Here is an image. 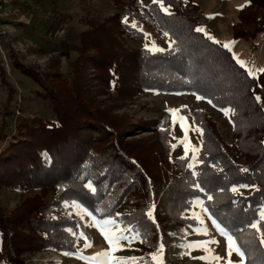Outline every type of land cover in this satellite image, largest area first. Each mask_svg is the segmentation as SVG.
<instances>
[{"label":"trees","instance_id":"trees-1","mask_svg":"<svg viewBox=\"0 0 264 264\" xmlns=\"http://www.w3.org/2000/svg\"><path fill=\"white\" fill-rule=\"evenodd\" d=\"M111 1L112 14L81 19L85 27L75 33L68 75H35L36 92L51 101L52 116L25 118L0 134V189L37 190L11 213L0 211V260L22 264L23 252L45 249L74 254L80 236L70 211L75 202L139 232L141 264H157L153 253L161 245L164 262L174 264L172 241H185L184 227L199 224L187 212L201 198L208 216L244 253L243 264H264L260 234L248 227L264 211V72L250 76L228 48L195 31L196 15L185 12L198 10L194 0H163L167 12L153 0ZM142 26L168 33L171 47H124L120 35L143 38ZM263 30L264 0H248L232 34L251 38ZM146 91L191 93L229 109L232 141L205 110L182 108L200 129L197 163L189 168L191 154L171 156L170 125L156 126L158 116L134 120L118 112ZM139 128L151 133L133 137ZM243 185L250 191H231Z\"/></svg>","mask_w":264,"mask_h":264},{"label":"rangeland","instance_id":"rangeland-1","mask_svg":"<svg viewBox=\"0 0 264 264\" xmlns=\"http://www.w3.org/2000/svg\"><path fill=\"white\" fill-rule=\"evenodd\" d=\"M152 0H141L147 4ZM198 10H185L187 15H196L200 28L214 41L224 45L229 44V50L234 59L244 62V68L256 73L264 68V30L255 37H234L232 24L237 20V13L248 0H194ZM169 9V6H164ZM111 0H0V134L10 133L18 123H25V118L52 116V103L49 99L41 97L37 92L38 83L35 75L45 71H58L63 76L71 72V62L76 55L72 45L76 41L75 33L85 27L81 21L83 17L94 16L105 18L114 12ZM144 37L129 39L121 36L123 46L126 48L145 47L149 49H164L170 46L172 39L159 31L143 27ZM124 37V38H123ZM240 64V63H239ZM241 65V64H240ZM87 73L94 71L88 69ZM198 95L186 92H157L146 91L133 100L124 101L118 112H126L133 119L158 116L156 126L170 125L172 130L171 156H185L191 154V165L197 163L192 160L193 150L197 156L200 146V131L193 124L190 115L182 114L180 110L188 112L194 109L205 110L215 121L223 137L232 141V123L229 113L226 115L221 109L208 103L207 99H197ZM103 99L106 95H102ZM179 110L177 118H186L185 128L180 124L173 125L171 110ZM161 114V115H160ZM155 127V126H154ZM151 128V126H150ZM151 133L147 128H139L133 137H145ZM185 135L187 139L185 140ZM184 141V143H181ZM4 140L2 141V143ZM185 144L189 151L185 153ZM250 187L238 188L239 191L249 192ZM37 190L0 189V211L4 214L12 212L20 201ZM51 192L46 194L50 198ZM199 199L202 202L201 198ZM77 205V204H75ZM126 205L125 209H132ZM76 217L77 227L80 231L78 250L74 254L64 255L52 249L23 252L20 257L22 264H141L138 252L139 238L129 244L119 241L109 245L100 231L103 221L107 218H97L80 205L70 210ZM189 215L195 217L199 214L203 225L184 227L186 240L172 241V260L174 264H240L241 257L233 251L228 254L226 238L213 226V220L201 210L200 205L193 206ZM113 220V219H111ZM115 221V220H114ZM116 222V221H115ZM126 227L116 222L105 231H123ZM197 229L200 231L197 232ZM207 229V234H203ZM82 234V235H81ZM214 240L216 243L204 248H192L187 245L195 241ZM90 246L86 247L85 243ZM186 245V247H184ZM109 252L107 257H97L98 253ZM157 256V264L166 263L163 260V248L153 253ZM96 257V259H91ZM206 257V259H200ZM218 257L219 259H215ZM132 258H135L134 260ZM0 264H11L1 261Z\"/></svg>","mask_w":264,"mask_h":264},{"label":"snow or ice","instance_id":"snow-or-ice-1","mask_svg":"<svg viewBox=\"0 0 264 264\" xmlns=\"http://www.w3.org/2000/svg\"><path fill=\"white\" fill-rule=\"evenodd\" d=\"M153 3H160L161 9L163 11L167 12V9L163 7V0H153ZM124 22L128 23L127 18L124 19ZM132 27H136V25L132 24ZM195 31L196 32H202L203 29L197 27L195 29ZM167 35H168V33H165V36H167ZM209 38L211 39V37H209ZM223 46L225 48H229V44H224ZM152 47L155 48L156 51H163V49L156 48L154 44H153ZM170 47H171V44H170ZM145 49L146 50H150L148 45H145ZM238 63H240L242 67L244 66V62L238 61ZM259 71L264 72V69H260ZM248 74L250 76L252 75L251 70H249ZM197 99H204V97L197 96ZM259 99L260 98L257 97V100H259ZM208 103H212V102L209 100ZM178 111L179 110H175V109L171 110V114L173 116V121H172L173 125H176L177 123H179L180 124V128L182 130H184L185 133H186L187 129L185 128V123H184L186 118L179 117V119H178L177 115H176ZM221 111H223L227 115L230 110L229 109H221ZM197 131H200V129H197ZM186 139H187V136L185 135V140ZM181 143H184V141H181ZM188 151H189L188 146H187V144H185V153H187ZM192 160L193 161L196 160L195 150H193ZM189 168H193V165L190 164ZM195 175H196V173L193 170V176H195ZM194 187L197 188L198 190H202L200 185H198V184H195ZM239 187H245L246 188V187H249V186L248 185H243V186H239ZM237 190H238L237 186H234L231 189V191H233V192H237ZM208 199L211 200V199H213V197L209 195ZM196 205H200L202 212L207 214V209L203 208L202 202L199 199L193 201V206H196ZM73 206L74 207L77 206V205H75V202H73ZM146 215L151 218L153 213H152L151 210H149L146 213ZM194 218L197 219L200 222L201 225H203V221L200 219L199 214H196ZM115 223L116 222L114 220L106 219V220L103 221V226L100 227V231L104 235V239L107 241V243L110 246L114 245V244H117L121 240L126 241L129 244H131L132 241H134V240H136L137 238L140 237V233L135 231V229H132L130 227H126L123 231H120L119 229H117V232H111V233L105 231L106 228H108L110 226H113ZM213 226L216 227L221 232V234L226 238L227 246H228V254L231 255V253L233 251H235L241 257L240 264H243L244 253L237 246L236 241L233 239V236L230 235L228 232H226L223 228H221L220 225L217 224L214 220H213ZM248 227L250 229L255 230L256 232H258L260 234V237H261L260 238V244L264 245V211H261L259 220L255 221V222H251L248 225ZM199 231L200 230L197 229V232H199ZM203 234H205V235L207 234V229H204ZM212 243H216V241H214V240L195 241V242H192V243L188 244L187 248L190 251L192 248L200 247V248H204L205 251H208L207 245L212 244ZM85 246L89 247L90 245L86 242ZM162 248H163V245L160 246V251H162ZM108 255H109V252L106 251V252L98 253L97 257H107ZM91 259H96V257H92ZM132 259L134 260L135 258H132ZM155 259H157V256L154 254L153 255V260H155ZM200 259H206V257H200ZM215 259H219V258L216 257Z\"/></svg>","mask_w":264,"mask_h":264}]
</instances>
